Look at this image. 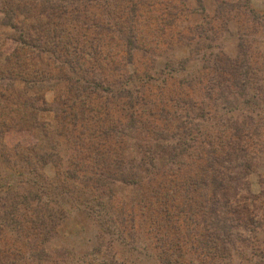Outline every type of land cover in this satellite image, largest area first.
I'll use <instances>...</instances> for the list:
<instances>
[{
  "label": "rangeland",
  "instance_id": "obj_1",
  "mask_svg": "<svg viewBox=\"0 0 264 264\" xmlns=\"http://www.w3.org/2000/svg\"><path fill=\"white\" fill-rule=\"evenodd\" d=\"M66 1L63 11L56 10L55 16L46 20L41 16L42 11L59 4L57 0H0L3 77L14 66V59L7 64L5 58L10 57L17 45L13 40H18L22 32L31 34V28L41 26L52 37V33L62 29L59 37L62 44L79 41L89 51L92 36L85 30L91 32L97 22L108 26L103 38L116 60L112 76L111 67L105 66L99 56L87 59V72L72 74L64 68L65 74L72 80L80 79L79 85L104 74L110 81L113 79L116 90L137 89L144 104L139 111L154 113L156 119H162L157 122L160 123L157 135L169 137L179 133L186 142L194 138V143L187 142L196 143L188 151L190 154L227 152L235 160L226 167L234 172L238 168L235 164L247 166V176L240 186L247 190L240 195L250 201V225L230 228L227 242L213 248L212 235L204 220L197 213L184 217L177 201L170 202L172 199L159 194L160 189L155 185L150 195L156 198L152 199L147 196V185L139 190L100 179L103 186L96 191L93 189L96 185L92 188V184L85 186L87 182L69 179L66 173L71 172V159L86 151L78 147L77 140L80 137L78 143L82 145L86 140L81 137L89 130L77 129L66 137L62 135L55 119L59 111L55 100L59 97L68 100L65 83L56 84L64 65L56 69L54 60L48 61L51 56L42 54L35 67H28V73L31 75L34 70L35 75L28 77L29 84L9 81L16 90L29 88L30 96H43L46 111L37 116L35 150L22 151L28 162L13 152H8V162L0 156V223L5 225L0 242V251L5 254L3 261L8 264H264V0ZM23 11L27 14L22 15ZM47 21L51 25L46 26ZM8 22L14 29L4 26ZM118 29L122 33H117ZM100 39L103 41L101 36ZM126 39L131 41V47H126ZM220 57L229 59V71L236 73L234 78L225 74L226 94L210 84L219 73L225 72L217 67ZM54 58L61 62L66 56L56 54ZM15 70L22 71L16 67ZM42 78L55 86L48 89L46 84H39L37 80ZM116 79L119 84L114 82ZM7 83L0 75V108L5 106L1 88ZM111 109L115 110V117L128 112L124 104L118 108L122 112ZM79 132L84 136H77ZM144 136L148 143L144 142ZM154 138L143 133L136 141L141 148L135 145L133 135L121 144L125 163L122 172L129 173L130 162L137 164L145 157H161L165 164L162 163L160 172L167 176L158 178L156 185L181 180L182 173L166 164L169 146L153 141ZM40 156L49 160L40 162ZM133 173L143 175L135 169ZM199 195L196 201L203 202L202 191ZM33 197L34 201L28 200ZM24 198L29 202L28 207L18 204ZM36 216L46 222L48 235L28 237L27 232L15 228L19 219H26L29 223L26 229H30V221ZM163 252L173 255L172 261H166Z\"/></svg>",
  "mask_w": 264,
  "mask_h": 264
},
{
  "label": "trees",
  "instance_id": "obj_2",
  "mask_svg": "<svg viewBox=\"0 0 264 264\" xmlns=\"http://www.w3.org/2000/svg\"><path fill=\"white\" fill-rule=\"evenodd\" d=\"M57 2L59 4L49 6L47 10L44 9L42 11L41 16L44 15V19L51 20L55 16L56 10L63 11L64 5L68 4L66 0H57ZM8 12L11 13V10L9 9ZM26 14L23 11L22 15ZM47 25H51L49 21L46 22ZM4 26L14 29V25L9 22L4 23ZM40 27H36L34 30L31 28V34L22 32L18 40L11 39L17 45L14 46L9 54L10 57H6L5 60L8 64L14 59V66L12 65L10 66L11 69H7L6 73L8 76L3 77L2 72H0L1 79L8 81L5 88H1L3 92L1 98L5 101V106L0 108V156L5 162H8V152H13L15 156L22 157V161L28 162V157H23L24 153L22 151L33 152L35 150L36 142L33 135L34 130L39 126L37 116L39 112L46 111L43 96L42 98L39 94L30 96L28 93L29 88L16 90L9 81L21 80L25 84H29L30 80L28 77L35 78V75L34 70L31 75L28 73V67L31 69L35 67V63L40 61L39 55L49 54L51 59H48V61L54 60V63H52L53 66L56 65V69H59L60 64L64 65L59 70L60 75L56 77V84L62 81L65 83L68 100L66 101L62 97L55 100L59 106L55 119H57L58 126L63 131L62 135L66 137L71 133H75L77 129L82 131L83 128H88L89 130L86 132L85 137H81L86 140L82 145L78 143L80 137L77 140L76 144L78 147H83L86 151L80 156L74 154V158L69 163L71 166L69 171L71 172L66 173L69 179L79 180L84 184L87 182L85 186L92 184L90 185L92 188L93 185H96L93 188L96 191L103 186L102 182L99 181L100 179L103 181L108 180V182L114 184H126L139 190H142L147 185V192H149L147 196L152 199L156 198L154 195H150L155 185L160 189L159 194H164L166 199H172L170 201L172 203L177 201L180 213L184 217L197 213L204 220L203 222L207 224L212 235L211 246L213 248H217L218 245L227 242L231 235L230 228L234 229L236 226L250 225L248 204L250 201L245 195H240L241 192L247 190L240 187L242 184L241 180L247 176V166L243 167L235 164L233 166L238 168L234 172V169L231 170L226 167V164L232 165L233 160H235L231 159L227 152H216L212 155H209L211 151L208 154H190L188 151L196 145V143L194 145L189 144L196 141L194 138L189 139L187 141L189 143H187L177 135L179 133L169 137L157 135V130H160L159 125H157L160 123L157 122H161L162 119H156L155 116L157 115L154 113L147 114L142 110L139 111L140 106L143 104V97L137 89L130 91L119 87L116 90L114 83L112 84L113 79L110 81L111 78L106 77L104 74L91 78L90 81L85 80L82 85L78 83L80 79L72 80L70 76L65 74L64 68H67L72 74L87 72L86 61L92 56H99L105 66L111 67L109 70L111 72L113 67H115L114 63L116 60H114L115 56L112 50L106 47L104 43L103 37L106 35V31H109L108 26L104 27L102 23L97 22L91 32L85 30L87 34L92 36V42L87 47L89 48L88 52L79 41H73L72 43L69 40L68 43L62 44L59 39L60 34L63 32L62 29L52 33V37H49L46 30L40 29ZM33 31L34 35L32 34ZM117 33H122V30L118 29ZM85 37L86 35L83 38ZM66 45H69L68 48L64 47ZM125 45L126 47H131L132 43L126 39ZM56 54L65 55L66 59H61V62L60 59L55 61L54 55L56 57ZM220 58L217 62L221 67H217L219 69L222 68L225 72L219 73L210 84L218 92L226 94L225 74L234 78L236 73L229 71V59ZM117 59L120 60V56ZM57 62H60L59 65ZM15 67L17 69L21 68L22 71L20 70L19 73L15 70ZM234 67L236 66L234 65ZM109 74L112 76V72ZM37 82L39 84L43 83V85L46 84L48 89H52L55 86L54 83H49L43 78L37 80ZM114 82L119 84L120 81L117 83L116 79ZM37 89L36 91L39 92L40 88ZM122 104L128 108V112L117 115V117L113 116L115 110H112L111 107L116 108L120 112L121 110L118 108ZM9 113H12L13 117H10ZM123 120L125 123H122ZM178 129H181V127ZM143 133H147L148 136L153 135L155 137L153 141H161L169 146V150L165 155L167 156L166 164L169 163L170 166H174L177 173H182L181 180L177 179V182L175 181L176 179L167 180L166 184L156 185L158 178L162 179L167 176L165 172H160L162 163L165 164V159H160L161 157H145L139 160L137 164L130 162L128 163L130 165L129 173L125 174L122 172V165L125 163L123 157H121V152L123 153L124 150L121 144L133 135L135 145L141 148V145L136 141ZM77 136H84V133L79 132ZM145 137L147 138V136H144V142L148 143ZM210 145L212 146V143ZM200 146L199 144L198 147ZM216 154H220L221 157ZM193 157L196 158L193 159ZM182 159L186 161L183 162ZM45 160H49V157L40 156V162H45ZM133 169L139 170L143 175L140 176L137 173H133ZM171 176L175 175L172 174ZM83 178H85V181H83ZM199 191H202L203 202L196 201V199L200 198ZM144 199L147 200L146 198ZM25 200L24 198V202L18 204L28 207L29 202H25ZM28 200L34 201L35 199L33 197ZM201 214H205V216ZM16 223L18 226H15V228L27 232L28 237L48 235V231H46L48 226L39 216H36L35 220L30 221L33 226L30 229H26L29 224L26 219H19ZM4 226L0 223V242L4 238ZM163 254L166 261H172L173 255H166L165 252ZM9 255L15 256L11 252H9ZM4 258L5 254L0 251V264H8L3 261ZM15 258H17V255ZM16 260L18 262L19 258Z\"/></svg>",
  "mask_w": 264,
  "mask_h": 264
}]
</instances>
